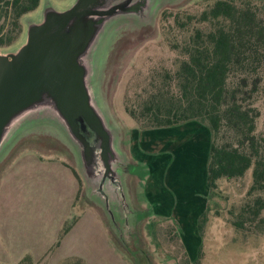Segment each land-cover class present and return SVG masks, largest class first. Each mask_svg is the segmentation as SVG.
I'll return each instance as SVG.
<instances>
[{"label": "rangeland", "instance_id": "374dc122", "mask_svg": "<svg viewBox=\"0 0 264 264\" xmlns=\"http://www.w3.org/2000/svg\"><path fill=\"white\" fill-rule=\"evenodd\" d=\"M55 1L65 3L68 0ZM214 1L216 0H178L165 4L158 13L155 25L125 29L120 33L111 51L109 43H103L101 46L97 43L91 51L95 84L97 85L99 79L101 85L102 80L103 95L100 99L97 94V103L109 123L119 128L123 148L129 156L126 180L135 216L131 220L126 217L125 224L121 220L106 219L102 208L85 194L84 182L79 174L83 183V198L80 196L81 200L78 199L77 210L80 211L78 209L80 205L99 212L106 226L111 229L112 244L131 264H264V209L257 218H253L246 211L247 204L251 205L256 197L261 195L264 198L262 192L249 194L253 183V167L247 170L243 177L222 178L218 181V187L208 195L207 221L201 242L198 238L197 241L190 242L189 246L188 238L194 237L191 231H197L199 218L156 217L153 208L161 198V195L155 192L160 188L155 178L157 172L155 170L151 173L146 170V163L138 161L130 151V139L138 136L133 132L136 128L135 120L126 111V105L137 109L139 113L145 99L158 91L164 82H168L164 87L165 91L170 90V93L174 94L178 92L175 80L170 76H173L180 60L184 57L181 50L182 42L189 39L196 27L204 29L211 27L208 23L198 24L197 18ZM235 2L239 5L251 4L264 19V0H235ZM31 13L37 15L36 10ZM190 15L193 16L191 20L188 18ZM3 21L4 19L1 20L0 25ZM21 36L13 44L4 47L17 45ZM260 69L259 73L263 78L259 91L250 98L240 96L239 100L244 108H253V112L258 113L253 134L262 143L264 142V66ZM243 76L244 72L235 70L228 80V87L249 89L251 84L244 86ZM105 105L110 108L111 114L104 109ZM38 123L39 126L31 128L29 133L21 137L14 146L12 145L5 159L0 160V200L9 195H41L47 197L49 206L60 209V206H64V201L76 190L73 179L76 175L74 169L78 173L75 150L65 128L55 117L42 115ZM154 138L155 136H152L151 139ZM189 138L179 135H172L171 139L169 138L172 140L166 155L169 157V163H180L181 160L187 163L191 160V165L194 164L193 153L188 154L186 147ZM243 138L237 129L223 125L216 141L218 145L229 146L240 144ZM145 140L140 138L139 146L145 143ZM181 141L183 142L180 143ZM181 145L183 148L180 152ZM142 152H147L148 157L160 155L154 149L142 150ZM12 167L14 171L12 170L10 174L9 169ZM175 167L173 166L172 169L174 170ZM38 173L41 175V180H38ZM149 174L153 176L152 183L149 184L153 187L150 196L147 193ZM163 178L166 180L165 175ZM161 180L159 177V183ZM177 181L182 179L178 178ZM189 182L191 188L197 189L199 196L202 197L200 177L193 176ZM186 186L185 184L184 187ZM166 188L169 189V186L166 185ZM193 189L190 198L194 196ZM158 197L157 202H151V198L157 200ZM53 199L57 200L56 203ZM114 208L115 205L111 204V209ZM124 211L127 214L128 211L126 209ZM115 227L121 229H118L119 232L132 227L137 233L136 235L120 234ZM201 245L202 253L199 262L196 263ZM72 263L73 261H66L63 264Z\"/></svg>", "mask_w": 264, "mask_h": 264}, {"label": "water", "instance_id": "95a60500", "mask_svg": "<svg viewBox=\"0 0 264 264\" xmlns=\"http://www.w3.org/2000/svg\"><path fill=\"white\" fill-rule=\"evenodd\" d=\"M177 1L40 0L37 15L24 14L20 41L0 46V160L42 115H52L71 140L85 194L106 219H134L129 156L97 103L102 80L95 84L91 51L97 43L111 51L123 30L155 25L161 8Z\"/></svg>", "mask_w": 264, "mask_h": 264}, {"label": "trees", "instance_id": "16d2710c", "mask_svg": "<svg viewBox=\"0 0 264 264\" xmlns=\"http://www.w3.org/2000/svg\"><path fill=\"white\" fill-rule=\"evenodd\" d=\"M40 0H0V46L13 44L22 33L21 17L35 10ZM189 20L193 16L188 17ZM198 24L208 23L209 29L196 27L188 40L182 42L183 58L173 73L177 93L165 91L166 82L158 91L145 99L142 109L126 105V111L141 129L178 125L198 120L208 125L212 142L208 161L207 184L210 193L222 178L243 177L253 167V183L249 194L264 193V142L256 135L253 108H244L239 97H253L260 88L264 66V19L251 4L239 5L235 0H216L197 18ZM244 72V89H230L228 80L235 71ZM223 125H228L243 135L238 145H218L216 137ZM245 146H248L245 148ZM249 148V149H248ZM80 181V196L83 183ZM264 209V198L259 195L246 211L257 218ZM74 218L62 229L55 246L75 222ZM207 209L201 214L198 228L203 236ZM242 225V223H239ZM185 248V247H184ZM185 252H187L185 248ZM202 245L198 250L199 262ZM187 256V253H186ZM188 257V256H187ZM72 264H85L82 259L70 258ZM62 263V264H63ZM17 264H32L29 256Z\"/></svg>", "mask_w": 264, "mask_h": 264}, {"label": "crops", "instance_id": "0c3cea01", "mask_svg": "<svg viewBox=\"0 0 264 264\" xmlns=\"http://www.w3.org/2000/svg\"><path fill=\"white\" fill-rule=\"evenodd\" d=\"M135 127L133 132L138 138L133 136L130 139L131 154L138 161L145 162L146 170L149 172L154 173L156 170L155 178L160 186L155 191L156 194L161 195L160 200L158 201L159 197L157 200L151 198L153 203L158 201L153 208V214L164 219L200 218L199 216L207 209L210 194L207 175L212 142L211 129L198 120L148 129H141L135 123ZM151 135L155 138L151 139ZM172 135L190 137L186 147L188 154L193 153L194 164L191 165V160L187 163L184 160L180 163L168 162L170 160L166 155L170 150ZM140 138L142 140L147 138L145 143L141 144L142 146H139ZM182 148L183 145L180 152ZM150 149L157 150L160 155L148 157L147 152H142V150ZM173 166H176L174 170ZM13 169L14 167L9 169L10 174L14 171ZM163 175L166 176V180ZM197 175L200 177V187L203 190L202 197L199 196L197 189L191 188L189 182L193 176ZM37 176H39L38 180L42 179L40 173ZM159 177L162 179L160 183ZM152 178L151 174L147 180L149 196L153 190V187L149 185L152 183ZM178 178L182 181H177ZM73 179L76 183L75 193L65 201L62 199L65 203L64 206H60L61 210L49 206L47 197L41 195H9L0 200V264H17L27 256L31 258L32 264H62L70 258L82 259L85 264H131L126 256L112 244L111 229L106 226L101 214L93 208L80 205L78 207L80 211L77 210L80 181L76 175ZM185 184L186 187H184ZM192 189L194 196L190 198ZM53 201L56 203L57 200L53 199ZM74 218L76 220L71 228L63 236L60 244L55 246L64 226ZM196 230V232L191 231L194 237L188 238L189 246L190 242L197 241L198 238L201 242L202 236L198 226ZM185 248L187 250L186 245Z\"/></svg>", "mask_w": 264, "mask_h": 264}, {"label": "flooded vegetation", "instance_id": "af4514ba", "mask_svg": "<svg viewBox=\"0 0 264 264\" xmlns=\"http://www.w3.org/2000/svg\"><path fill=\"white\" fill-rule=\"evenodd\" d=\"M116 228V229H115ZM114 229L118 232V233H120V234H122V233H126V234H128V233H134L135 235H136V231L134 230L135 228H132L131 227V229L130 228H127V229H123V231H121V232H119L118 231V229H120L119 227H115ZM121 230V229H120Z\"/></svg>", "mask_w": 264, "mask_h": 264}]
</instances>
